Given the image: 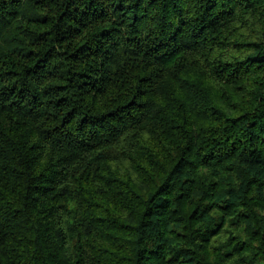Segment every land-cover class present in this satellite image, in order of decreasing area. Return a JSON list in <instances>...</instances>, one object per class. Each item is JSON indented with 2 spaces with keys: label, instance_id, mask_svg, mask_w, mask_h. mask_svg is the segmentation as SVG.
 Masks as SVG:
<instances>
[{
  "label": "trees",
  "instance_id": "16d2710c",
  "mask_svg": "<svg viewBox=\"0 0 264 264\" xmlns=\"http://www.w3.org/2000/svg\"><path fill=\"white\" fill-rule=\"evenodd\" d=\"M0 264H264V0H0Z\"/></svg>",
  "mask_w": 264,
  "mask_h": 264
},
{
  "label": "rangeland",
  "instance_id": "374dc122",
  "mask_svg": "<svg viewBox=\"0 0 264 264\" xmlns=\"http://www.w3.org/2000/svg\"><path fill=\"white\" fill-rule=\"evenodd\" d=\"M152 11L155 13L156 12V9H153Z\"/></svg>",
  "mask_w": 264,
  "mask_h": 264
}]
</instances>
